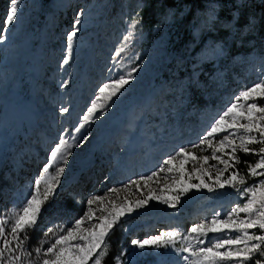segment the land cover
I'll return each instance as SVG.
<instances>
[{
	"label": "rangeland",
	"instance_id": "rangeland-1",
	"mask_svg": "<svg viewBox=\"0 0 264 264\" xmlns=\"http://www.w3.org/2000/svg\"><path fill=\"white\" fill-rule=\"evenodd\" d=\"M32 1L34 0H20L17 19L12 25L13 29L9 31L2 26L9 8V0H0V33L6 37L4 42L0 43V221L6 222L3 226L10 229L16 214L35 190L34 182L37 179L43 176L39 190L36 191L38 196H42L46 187L45 182L55 175L56 167H65V173L60 177L61 183L57 185L52 202L40 217L35 230L30 233V240L27 243V251L30 255H25L21 264H38L42 252L59 234L75 224L84 211L88 210L86 197L91 191L94 190V196H99L105 191L107 196L117 200L118 205L124 203L125 197L135 202L141 198L139 189L145 185L141 181L137 187L131 184V181L150 175L162 165L164 159L174 154L180 147H186L198 154L210 155V150L206 146L201 152L200 149H192L191 145L199 144L200 138L206 133L211 123L242 91L239 87L241 82L229 87L222 106L215 110L191 108L183 115L184 123L179 125L180 114L174 109L173 103L180 101L182 97L178 96L177 92L173 101L171 93L175 92V88L160 77L155 78L158 73L157 66H154L147 75L144 70L154 57H159L158 64L167 62L171 57V51L167 47L162 49L161 56H157V51L151 48L139 64L128 66V62L125 63L124 58L121 60L118 55L120 41L126 36L127 30L125 26H121L119 15L114 14L108 20H102L101 4L98 0H50L45 6L46 16L37 19L36 24L29 31H25ZM125 1L122 0V4ZM81 11L83 15L81 24L78 25L80 31L73 40L68 63L61 67L65 55H68L67 33L71 30L77 13ZM98 21L101 23V33L95 41V26ZM81 58L87 61V71L84 72L78 84L76 82L79 72L77 65ZM133 67L137 68V71L132 74L129 85L122 90L118 98L108 106L103 115L86 123L85 127L77 133L75 129L84 123L81 117L95 97L98 86L130 72ZM242 71L248 72L251 76L249 87L264 79V53L258 60H251ZM143 77H145L144 80H142ZM232 80L233 83L242 81L240 76ZM65 81H67L66 85H64ZM165 97H168L170 102L165 101ZM147 101L150 102L149 106L145 105ZM38 103L49 107L50 111L46 113L47 117L44 120L38 112ZM241 103L245 102L241 101ZM62 107L69 108V112L62 114L60 112ZM190 119H194V122ZM168 120L174 123L175 131L166 138L162 123ZM87 129L92 130V133H87ZM61 132L70 143L86 137L82 144V154L71 163L69 169L62 161H54L45 172L44 165L48 162L47 158L52 145L58 142ZM108 135L111 137L109 140L112 147H108V140H105ZM212 139L215 142L216 138ZM237 143H239L238 138ZM251 146L258 149L261 145ZM114 154H117L113 158L114 164L108 171V168L103 167L104 161ZM254 156L256 162L259 157ZM27 158H31V162L23 165V160ZM223 158L227 159L226 156ZM193 163L190 161L186 167L190 170ZM209 164L217 165L216 167L206 166L207 171L213 175L224 167L217 161H209ZM88 167L91 170L87 171L85 176H88L90 180L84 187L79 186L77 181ZM117 168H121L120 173L115 172ZM29 170L28 174H31V177L27 179L25 173ZM106 171L111 173L108 178H104ZM231 171L235 170L226 171L222 179L226 178ZM165 174L168 175L167 178L171 176L172 183L176 173H161L158 178L162 182L166 180ZM260 179L264 177H248L245 184H238L237 188L229 186L224 189L214 188L211 192L207 189L191 191L188 194L192 196L184 195L178 204L179 211L168 218L174 229L179 230L183 235H188L185 234L186 226L190 223L192 213L197 212L196 216L202 218L210 214H212L211 218L214 216L219 218L220 214L226 210L244 202L240 189L252 186ZM205 180L213 184V181L208 180L207 177ZM154 181L155 178L150 182ZM81 182L82 179L79 183ZM192 182L199 181L193 177ZM165 184L168 183L163 185ZM124 185H129L128 189H125ZM111 188L120 189V191L112 193L109 191ZM155 189L160 192V186H156ZM168 194L161 193V195ZM200 199L206 202L192 208L193 202ZM158 202L151 201L146 208L126 214L122 218L128 219L136 213H147V219L143 220V224L135 225L133 239L141 240L144 235L156 234L150 231L159 223V220H164V216L158 214ZM229 204L231 207L228 206ZM240 215L243 217L245 214ZM168 218L165 217V219ZM119 224L120 222L107 238V254L102 258V264H115L117 257L121 260L120 253L126 248L130 228H120ZM48 229H52V232L48 233ZM226 235L231 234H210L207 239L214 242L217 238H223ZM2 240L3 238H0V247H3ZM188 243L189 241L182 239L177 240L176 247L186 246ZM192 245L196 246V244ZM14 246L13 241L10 247ZM37 247L41 248L40 254L35 252ZM134 247L130 246V248ZM139 252L143 253V257L138 261H132L131 264H174L176 259L174 257L180 255L183 259L187 255V253H177L171 247H146ZM15 254L24 255L21 251ZM8 255L9 253L6 252L5 258ZM184 262L188 264L187 261L184 260Z\"/></svg>",
	"mask_w": 264,
	"mask_h": 264
},
{
	"label": "snow or ice",
	"instance_id": "snow-or-ice-1",
	"mask_svg": "<svg viewBox=\"0 0 264 264\" xmlns=\"http://www.w3.org/2000/svg\"><path fill=\"white\" fill-rule=\"evenodd\" d=\"M19 3L20 0H9V8L2 21L4 29L10 28L16 21ZM82 15V11L77 13L71 30L67 33L68 55H65L61 67L67 64L70 59L72 43L80 31L78 25L81 24ZM214 20L215 16L210 15L208 22L210 28L214 26ZM140 23L141 18H134L131 27L135 28ZM222 26L233 30L234 35L240 37L241 41L246 35L251 36L258 27L257 21L252 16H245L244 23L241 24L240 14H233L232 21ZM132 35L130 31L124 40H131ZM5 39V35L0 33V43H3ZM124 50V48L119 49L120 52ZM136 71L137 68L133 67L130 72L121 74L118 78L110 79L98 86L95 97L81 117L84 123L75 129L77 133L85 127L86 123L104 114L108 106L129 85L132 74ZM66 84L67 81L64 82V85ZM164 100L170 102L168 97H165ZM241 101L245 103H241ZM261 101H264V79L240 91L227 108L219 114L218 118L211 123L206 133L200 138L199 144L191 145L192 149H200L201 152L206 146L210 150V155L198 154L186 147H180L174 154L163 160L158 171L131 181V184L137 187L143 181L147 187L148 182L159 177L161 173L175 172L176 176L172 183L159 189L162 193H169L168 195L157 196L152 189H149L146 195L135 202L130 201L127 197L124 198V203L119 205L117 200H109L110 210L103 206L105 197L93 196L88 199L89 208L85 213L86 219L85 217L77 219L73 227L67 228L62 234H59L54 242L42 252L38 264H102V258L107 254V238L126 214L146 208L151 201H159L169 208H176L181 202V198L191 191L207 189L211 192L214 188L224 189L229 186L237 188L238 184H245L248 177H264V171H258L264 170V103ZM60 112L67 113L69 108L62 107ZM252 133H257V135H252ZM213 137L216 138L215 142ZM237 138L239 143H237ZM83 139L86 137H82L81 142ZM254 144L261 146L258 149L250 147ZM73 146L69 140L61 136L59 142L50 150L44 171L47 172L49 165L54 161H62L66 165L68 157L72 154L70 149ZM238 152L257 155L259 158L254 164H250L247 161H241L237 155ZM225 156L227 159L223 158ZM190 161L194 163L189 170L186 166ZM209 161H217L224 167L213 175L207 171L206 166L216 167L217 165H210ZM240 163H243L247 169L246 176H241L237 169L222 179L226 171ZM197 165L199 166L197 167ZM64 173L65 167H56L55 175L45 182L46 187L42 196H38L36 191L39 190L43 176L34 182L35 190L16 214L10 229L3 226L6 222L0 221V238H3V247H0V264H21L24 256L30 255L27 251L30 233L35 230L40 222V217L52 202L57 185L61 183L60 177ZM193 177L199 182L193 183ZM205 177L212 180L213 184L206 182ZM164 179H167L166 175ZM128 187L129 185H124L125 189ZM109 191L118 193L120 189L113 188ZM240 192L244 197V202L232 207L224 218L214 216L211 220L196 224L188 229V235H183L179 230L173 229L143 240L133 239L131 244L139 249L171 247L177 253H187L183 259L188 264H264V179H260L252 186L243 187ZM98 202L102 206L98 210L101 215L97 217L96 210H93L91 206ZM105 212L107 215L103 214ZM241 213L245 215L241 217ZM94 217L98 223H94L91 227H85L86 223L92 221ZM51 232L52 229H48V233ZM225 233L231 235L217 238L214 242L207 239L210 234ZM181 239L189 241V243L177 248L176 242ZM192 240H196V246L191 244ZM13 241L15 246L10 247ZM17 251L23 252L24 255H16ZM6 252L9 255L5 258ZM35 252L40 254L41 248H35ZM256 256L260 258L256 259ZM115 264H121L119 257L116 258Z\"/></svg>",
	"mask_w": 264,
	"mask_h": 264
},
{
	"label": "trees",
	"instance_id": "trees-1",
	"mask_svg": "<svg viewBox=\"0 0 264 264\" xmlns=\"http://www.w3.org/2000/svg\"><path fill=\"white\" fill-rule=\"evenodd\" d=\"M49 2L50 0L32 1L25 31H29L37 19L46 16L45 6ZM98 2L101 4L102 20H108L114 14L119 15L121 26H125L127 30L126 36L130 31L133 34L131 40L125 41L123 38L120 41L119 49L125 50H118L119 58H124L128 66L139 64L151 48L157 51V56H161L163 48L167 47L171 51L167 62L158 64L159 57H154L144 70L147 75L157 66L155 78L160 77L175 88V92L171 93L173 101L177 92L182 97L180 101L173 103L174 109L180 114L179 125L184 123L183 115L189 109L215 110L222 106L229 87L241 82L239 87L244 90L251 85V76L242 70L251 60H258L264 53V0H126L123 4L122 0ZM233 14H240L241 24L244 23L245 16L254 17L257 30L241 41L233 30L222 26L232 21ZM210 15L215 16L214 26L211 28L208 23ZM134 18H141V23L132 28ZM100 26L98 21L95 26V41L100 36ZM8 29L11 31L13 26ZM79 62L76 77L78 84L87 71L86 59L81 58ZM239 76L242 81L233 83L232 79ZM149 104V101L145 103L146 106ZM190 121L194 122V119ZM162 124L167 138L175 131L174 123L168 120ZM237 155L241 161L255 163L254 155L242 152ZM230 169H238L241 176L247 174L243 163Z\"/></svg>",
	"mask_w": 264,
	"mask_h": 264
},
{
	"label": "bare ground",
	"instance_id": "bare-ground-1",
	"mask_svg": "<svg viewBox=\"0 0 264 264\" xmlns=\"http://www.w3.org/2000/svg\"><path fill=\"white\" fill-rule=\"evenodd\" d=\"M53 105H55V103H53ZM37 108H38V112H40V114H41V119L44 120L47 117L46 113L48 111H50L48 105L45 106L43 103H38ZM62 132H61L60 137L61 136L64 137V135H63ZM87 133H92V130L87 129ZM110 138H111L110 135H108V137L105 138V140H108V142H107L108 147H112V143L109 140ZM115 141H117V139H115ZM58 142H59V140H58ZM58 142L56 141L52 145V147H54L55 144L58 143ZM83 142H81V140H79L77 142H73L72 143L74 145L73 148L70 149V152L72 154L68 157V163L66 164V166H68V169H69L71 163L73 161H75V159L82 154V151H83L82 144H83ZM100 142H102V140H100ZM117 145H119V143H117ZM116 155L117 154H114L112 156H109L108 159H106L104 161L105 164L103 165V167H105V169L108 168V171L111 169V167H112L111 165L114 164L113 158ZM91 160L93 161V159H91ZM30 162H31V158L24 159L23 160V165L29 164ZM23 165H22V167H23ZM158 169L159 168H157L155 171H158ZM90 170H91V168L88 167L87 170L83 173V175H81V177H79V180L77 181V184L79 186H83L84 187V185L87 183V181L90 180L88 178V176H85L86 175V172L87 171H90ZM120 170H121V168H117V171H115V172L116 173H120ZM108 171H106L104 173V178H108L109 176H111V173H109ZM141 171H143V170H141ZM28 173H30V170L27 173H25V177H27V179L31 177V174L29 175ZM144 173L146 174L147 171L145 170ZM112 175H113V173H112ZM82 176H85V177H82ZM170 177L171 176H169L164 182H162L158 177L155 178V181L154 182H150L149 181L147 187H143V188H140L139 189V193H140L139 194V197H143L144 195H146L147 192L149 191V189H152L154 191V194L155 195L161 196V193L162 192H157L156 189H155V187L156 186H160V189H161V188H164L165 187L163 185L164 183L171 184ZM161 178H162V176H161ZM81 179H82V182L79 183L81 181ZM111 189H113V188H111ZM93 192H94V190L90 192V195L88 197H86V200H88V199H90V198H92L94 196V193ZM99 196L105 197V200L103 202V206H106L110 210L111 205L108 203V201L109 200H114V198H111V197L107 196V193L105 191L102 192V194L99 195ZM191 196H192V194H188L187 197H191ZM205 202L206 201L204 199L196 200L195 202H193V204L191 205V207L193 208L194 206H199L200 204H203ZM101 206H102V204L99 203V202L98 203H95V204H93L91 206L93 208V210H96V216L97 217L99 215H101V213L98 211ZM228 206L231 207V204H229ZM157 207H158V210H157L158 211V214L164 216L163 217L164 220H162V221L159 220V223H157L156 226L150 231L151 233H156L154 235H159L163 231L173 230L174 228H173L172 222H171L170 218H168V216L170 217V216L175 215L179 211V209H180L179 205H177L176 208H169V207H167V205L163 204L162 202H158ZM185 207H187V204H185ZM87 211L88 210H86V211L83 212V214L81 215V218L82 217H85V213ZM229 211L230 210H226L224 213L220 214L219 218H224ZM105 213H107V212H105ZM105 213H103V214L105 215ZM196 214H197V212H194V213L191 214L190 223L186 226V229L187 230H186L185 234H188V229H190L194 225L199 224V223H202V222H204L206 220H211L212 219L211 218L212 217V214L205 215L204 218L197 217ZM165 217L168 218V219H165ZM85 219H86V217H85ZM144 219H147V213H136V214L131 215L130 217H128V219H122L120 221V224H119L120 228L121 227H128V228H130V236H129L128 243L126 244V248L122 249L121 250V253H120V256H121L120 262H121V264H131L132 261H138V259H140V258L143 257L142 256L143 253H140L139 252V250H141V249L137 250L138 247L135 246L134 248H130V246H134V245L131 244V241L133 240L132 237L135 234L134 233V227H135V225L138 224L139 226H141L143 224L142 222H143ZM97 222H98V220L94 217L92 221L86 223L85 227H91L94 223H97ZM73 226H74V224L72 226H70V227H73ZM149 237H151V236L144 235L141 240L146 239V238H149ZM196 243H197L196 240H192L191 241V244H196ZM174 258H176V259H174V261H175V262H173L174 264H178V262H182V264L183 263L186 264L180 255L179 256H176Z\"/></svg>",
	"mask_w": 264,
	"mask_h": 264
}]
</instances>
